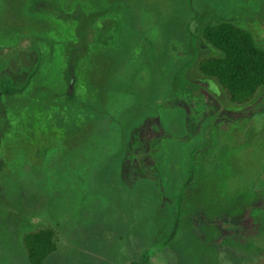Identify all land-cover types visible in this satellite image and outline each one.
Listing matches in <instances>:
<instances>
[{"label":"rangeland","instance_id":"obj_1","mask_svg":"<svg viewBox=\"0 0 264 264\" xmlns=\"http://www.w3.org/2000/svg\"><path fill=\"white\" fill-rule=\"evenodd\" d=\"M203 17L264 46V0H0V264H29L22 236L48 227L44 264H131L163 240L147 264H264V87L231 103L199 73L217 54ZM78 22L91 42L61 122Z\"/></svg>","mask_w":264,"mask_h":264},{"label":"trees","instance_id":"obj_2","mask_svg":"<svg viewBox=\"0 0 264 264\" xmlns=\"http://www.w3.org/2000/svg\"><path fill=\"white\" fill-rule=\"evenodd\" d=\"M203 20H205L204 17L201 21L202 23L199 24L200 28L198 34H200L210 46L217 50V54L201 58L198 61L197 67L199 73L219 84L228 101L231 103L242 104L250 101L257 90L264 87V46H258L255 43L250 31L242 29L226 19L214 18L211 19V21ZM82 26L83 23H77L74 30L77 32V36L73 37V41L67 42V40H64L66 49L69 50V52H73V56L70 57L66 55L63 59L66 60V58H69L71 60L70 64L67 66L68 69H63V73L57 76L61 85L58 83V86L56 85V87L52 88V105L56 107V112H53V116L57 115V121L61 120V122L62 119L65 121V118H67L65 117V113L73 111L76 106L73 102L77 99L73 92L74 83L77 80L75 71L77 67L76 63L78 58L80 59L81 54H83L82 52H84V49H87L86 45L91 42L88 37H83ZM79 31L81 33H79ZM80 48H82V50ZM67 50L65 52H67ZM60 57L62 58V55H60ZM12 60L13 59H9L6 61L10 62ZM190 63L191 62L188 64ZM185 67L186 66H184V68ZM107 72L109 73L110 69L107 70ZM65 73L67 74V80L64 79ZM28 84L29 76L22 80L18 86L13 85V81L8 79L7 86L4 90L5 94H22L27 89ZM97 96H100V94L97 93L90 104H85V107L90 110L94 109V111L98 110L94 104ZM63 125L65 126V124ZM78 125H80L81 129V124L78 123ZM78 125L75 124L74 126L78 128ZM131 141L132 143L130 145L132 149L134 148V151H137L138 147L144 144V146H146L144 136H142L141 139L133 136ZM133 142L135 143L133 144ZM250 214L253 216L258 215V217L260 216V218L264 220L263 212L257 210ZM258 217H256V219ZM175 227L176 226H174L173 231L168 235V241L172 239ZM22 244L26 251L29 264H44L47 257L54 252L57 247L55 233L49 227L25 233L22 236ZM164 245L166 246L164 240L163 242L154 244L143 254L140 260L134 261L131 264H147L148 260L153 257L155 252L161 250Z\"/></svg>","mask_w":264,"mask_h":264}]
</instances>
